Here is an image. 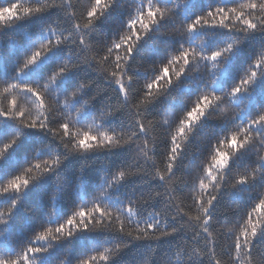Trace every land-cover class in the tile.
<instances>
[{"label": "snow or ice", "instance_id": "obj_1", "mask_svg": "<svg viewBox=\"0 0 264 264\" xmlns=\"http://www.w3.org/2000/svg\"><path fill=\"white\" fill-rule=\"evenodd\" d=\"M117 4L125 10L121 22L109 38L94 39ZM0 5L4 29L55 10L39 35L29 38V50L12 72L0 74V125L10 126L0 137V160L24 130H41L64 150L34 155L14 175L0 178V198L8 197L0 203L7 205L0 210V236L13 229L20 196L12 194L54 172L67 155L126 150L119 164L101 170L98 190L70 214L41 223L24 244L0 246V264H48L56 246L77 236L75 264H114L141 241L149 251L152 242L167 244L162 264H264V40L231 86L217 88L241 45L264 34V0ZM50 58L55 62L46 75L27 78ZM185 79L199 81L200 90L179 109L173 101L161 104ZM244 96L254 108L241 107ZM208 119L220 121L221 130L188 156V145ZM133 178L128 192L120 193ZM226 198L238 207L223 213ZM221 238L228 241L222 249ZM60 264L71 262L66 257Z\"/></svg>", "mask_w": 264, "mask_h": 264}, {"label": "trees", "instance_id": "obj_2", "mask_svg": "<svg viewBox=\"0 0 264 264\" xmlns=\"http://www.w3.org/2000/svg\"><path fill=\"white\" fill-rule=\"evenodd\" d=\"M72 2L75 3L76 0H72ZM80 3H87V0H80ZM54 11L52 10L41 17L33 18L28 25H18L6 29L0 28V74L5 71L8 73L12 72L14 66L23 59V56L29 50V38L35 39L39 35L40 26L52 16ZM124 12L125 10L119 7L118 4L114 6L106 14V17L102 18L98 33L94 36V39L103 41L109 38L114 27L121 22ZM165 40L166 38L164 37L159 38L158 43L161 51H163V42ZM262 40H264V34H256L241 45V51L237 53L233 62L228 66V71L221 74L217 84L218 89L231 86L235 79L238 78L243 66L250 61L251 55L254 54ZM140 56L141 53H138L137 58L139 59ZM54 62L53 58L45 60L30 72H27V78L34 79L37 76L46 75ZM76 75L78 74L68 78L72 84L75 83ZM141 78H143V74ZM192 80L195 81L196 78H192ZM13 82L15 83L16 81ZM65 83L66 81H61L60 87L63 88ZM69 90L71 89L69 88ZM199 90V81L190 82L189 79H185L179 88L172 90L171 96L161 98L160 103L166 104L169 101H173L179 109L188 102L191 95H195ZM217 94L219 95L220 93ZM260 96L261 88H257L255 93L257 103L260 102ZM240 103L241 107H255L253 101L247 96L242 97ZM222 107L230 110L235 109L234 104H225ZM221 128L222 124L220 121L215 119L206 120L198 137L188 145L187 155L191 156L198 153L212 136L213 131L219 132ZM9 130V125H0V137ZM37 149H39L38 153L36 152ZM54 150L60 153L64 152L62 148L57 147V142L45 132L35 129L24 130L18 144L10 150L5 159L0 160V178L14 175L26 166L34 155L43 158L49 156ZM125 152V149H113L111 152L103 150L87 154H69L54 172L42 175L39 179L32 182L22 194H12L13 196L19 195L20 200L12 221L13 229L9 228L5 236H0V246L11 245L13 241H16L17 244H24L41 223L49 219L55 221L70 214L71 210L82 198H90L98 190L103 182L100 179V175L103 176L101 170L114 168L122 161ZM32 175H39V172L34 170ZM135 182L136 180L133 178L127 184L122 185L119 189L120 193H127ZM247 195L248 193L243 194L245 198ZM53 197H55V200H53ZM7 199L8 197L0 198V203L7 202ZM6 206V204H0V210H3ZM237 207V203H233L226 198L221 206V211L228 213L231 209ZM80 240L81 237L77 236L71 242H64L56 246L52 250L51 255L47 257L48 264H60L66 257L71 264H75L74 258L80 251ZM227 242V238L218 240L221 249L225 247ZM166 251L167 244L152 242L151 250L149 251L145 246V242L141 241L136 246H130L125 249L114 264H162Z\"/></svg>", "mask_w": 264, "mask_h": 264}]
</instances>
